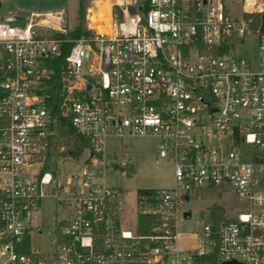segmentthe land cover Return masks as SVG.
Instances as JSON below:
<instances>
[{
    "label": "built area",
    "instance_id": "obj_1",
    "mask_svg": "<svg viewBox=\"0 0 264 264\" xmlns=\"http://www.w3.org/2000/svg\"><path fill=\"white\" fill-rule=\"evenodd\" d=\"M118 1L102 20L93 7L96 28L88 16L78 39L67 36L65 8L0 18V264H264V58L255 70L229 51L254 30L264 50V0H238L242 18L225 0ZM56 75L60 117L45 105ZM61 120L89 144L72 152L78 169L67 178L49 164L66 163ZM111 137L155 138L174 166V186L141 199L139 214L153 217L147 233L139 214L125 227L123 192L106 184ZM228 190L244 211L216 227L209 206L198 245L182 249L187 204ZM46 200L62 217L41 252L32 218Z\"/></svg>",
    "mask_w": 264,
    "mask_h": 264
},
{
    "label": "rangeland",
    "instance_id": "obj_2",
    "mask_svg": "<svg viewBox=\"0 0 264 264\" xmlns=\"http://www.w3.org/2000/svg\"><path fill=\"white\" fill-rule=\"evenodd\" d=\"M97 0H87L85 2L86 12L85 21L82 26L85 30V25L88 21V16L93 12L95 7L94 2ZM111 1H106L101 12L105 15H110ZM238 0H225V5L229 15L232 18H242L244 10L241 5L237 4ZM100 6V5H97ZM91 7V8H90ZM60 8H65L68 11L69 32L79 26L78 14L81 8L79 0H39V1H4L1 8V16L6 17L9 12L12 14H29L31 12H48ZM91 10H90V9ZM97 13V12H96ZM100 12L97 13L99 20ZM19 25H22L19 23ZM230 53L238 58L246 59L251 68L260 69V60L264 58V50L261 49V36L255 30L247 33L244 39H235L232 43ZM2 66L0 54V67ZM59 150L61 147L64 151H59L58 154L64 162H58L55 156H52L49 164L52 170H58L64 178L73 174L78 169L77 162L74 164L71 161H77V157L72 155V149L60 136ZM158 141L155 138L143 137H111L106 141V151L111 159L112 167L107 172L106 184L109 187L119 189L123 192V213L127 216L125 227L133 229L136 227L137 216L140 211L139 196L141 190H151L153 192L163 189H170L174 186V166L167 160H162L158 157L159 150ZM62 152V153H61ZM134 165V173L128 178V167ZM118 166L120 169H115ZM219 205L224 208V215H235L239 211H244L246 203L237 194L228 190L225 192L213 191L206 195H201L197 198H192L187 204V208L192 211V219L187 222H182L178 226L179 242L182 249L194 248L198 245V240L195 234L198 229L199 219L207 216L208 207L211 205ZM62 217L61 211L55 210L53 200L43 202L42 208L33 213V224L38 230H42V235H39L35 229L32 237V246L34 249L41 252H46L50 249L49 231L53 226L56 217Z\"/></svg>",
    "mask_w": 264,
    "mask_h": 264
},
{
    "label": "trees",
    "instance_id": "obj_3",
    "mask_svg": "<svg viewBox=\"0 0 264 264\" xmlns=\"http://www.w3.org/2000/svg\"><path fill=\"white\" fill-rule=\"evenodd\" d=\"M87 0H79L81 8L78 14V19H79V26L76 27L73 31L69 32L67 36L72 39H78L82 37L83 35V24L85 21V12H84V3ZM109 0H97L94 2L93 6L100 5L102 8L103 4ZM115 2V1H113ZM112 3V1H111ZM91 8V7H90ZM89 8V9H90ZM105 15L103 12L99 15L101 19L104 18ZM91 20L93 23H96L95 16L91 15L90 16ZM69 48V47H68ZM229 49V47L227 48ZM226 49V50H227ZM67 52V49L65 50ZM55 66V65H54ZM59 69V68H58ZM60 71V70H58ZM47 89L45 90L44 94L46 95V100H45V105L46 107L56 116L60 117V107H61V90H62V85L60 81V76L56 75L54 76L51 81L47 82ZM61 126H60V135L63 138V140L67 143V145L72 149V151L75 153V155L79 156L82 154L84 149L88 147V141L84 138L79 136L78 134L75 133L73 130L71 124L69 123L68 120H61L60 121ZM152 194L151 190H141L139 191V196L142 199L143 197L147 196L149 197ZM224 209L219 206V205H212L209 208V216L210 219L214 222L216 227L220 223L221 220L224 218ZM207 219H208V212H207ZM153 220V217L151 214H139L138 216V229L140 232L147 233L150 230V227L152 224H150ZM210 264H215L216 263V258L214 257L211 261H209ZM208 264V261L207 263Z\"/></svg>",
    "mask_w": 264,
    "mask_h": 264
},
{
    "label": "water",
    "instance_id": "obj_4",
    "mask_svg": "<svg viewBox=\"0 0 264 264\" xmlns=\"http://www.w3.org/2000/svg\"><path fill=\"white\" fill-rule=\"evenodd\" d=\"M259 2H262V0H259ZM204 3H207V0H204ZM1 7H2V3L0 2V10H1ZM262 31L264 32V23H263V26H262ZM89 88H90V86H89ZM116 169H120V168L118 166H116ZM127 171L129 173L128 174V178H131L132 177V173H134V171H135L134 165H130L128 167ZM190 215H191V213H189V212L185 213V217L190 216ZM223 264H241V263H238L236 261H231V262H225Z\"/></svg>",
    "mask_w": 264,
    "mask_h": 264
},
{
    "label": "crops",
    "instance_id": "obj_5",
    "mask_svg": "<svg viewBox=\"0 0 264 264\" xmlns=\"http://www.w3.org/2000/svg\"><path fill=\"white\" fill-rule=\"evenodd\" d=\"M100 10H101V7H100ZM10 16H15L16 18H18V19L21 20V18L26 17L27 14H22V13H20V14H15V15H14V14H12V13L9 12V15H7L6 17H10ZM6 17H2V16H0V18H6Z\"/></svg>",
    "mask_w": 264,
    "mask_h": 264
},
{
    "label": "bare ground",
    "instance_id": "obj_6",
    "mask_svg": "<svg viewBox=\"0 0 264 264\" xmlns=\"http://www.w3.org/2000/svg\"><path fill=\"white\" fill-rule=\"evenodd\" d=\"M115 2H119V1H118V0H115ZM248 9H249V8H248ZM110 11H111V9H110ZM96 22H98V21H96ZM96 25H97V23H93L92 26H93L94 28H96Z\"/></svg>",
    "mask_w": 264,
    "mask_h": 264
}]
</instances>
